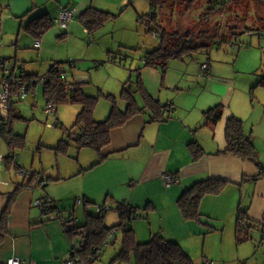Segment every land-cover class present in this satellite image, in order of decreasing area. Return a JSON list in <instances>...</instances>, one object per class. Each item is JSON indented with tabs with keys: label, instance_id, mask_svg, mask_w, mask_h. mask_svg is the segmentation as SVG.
Listing matches in <instances>:
<instances>
[{
	"label": "crops",
	"instance_id": "crops-1",
	"mask_svg": "<svg viewBox=\"0 0 264 264\" xmlns=\"http://www.w3.org/2000/svg\"><path fill=\"white\" fill-rule=\"evenodd\" d=\"M2 3L9 14L16 18L30 10L47 13L53 25L60 11L66 8L76 9V16L70 20L66 31L61 33L58 39L67 37V32L72 30L73 21L75 18L79 21L80 14L85 10L82 7L88 6L85 0H2ZM232 8L233 5L226 8L223 16L215 15L221 18V21H213L220 29L217 37L219 41L230 42L234 38L231 35L233 29L229 30L227 24H222L236 14ZM171 23L172 20H169L167 30H178L176 27L179 26H172ZM178 23L182 27L180 21ZM237 28L238 33L241 28ZM1 32L2 30L0 48L3 46ZM221 35H224V38ZM1 59L10 60L2 57ZM117 61L114 56L112 62ZM172 61L174 62L171 63ZM120 63L124 68L113 64L105 72L99 73L103 75L101 80L100 76L99 80H96L94 75L90 74L89 77L77 78L83 85L90 83L91 87L86 88L87 94L98 98L93 111L96 121H103L110 114L112 102L107 96L116 99L118 109H125L126 102L120 96L123 84L128 79L134 82L135 88V82L140 78L149 96L159 101L161 106L168 105L169 108L161 113V120L153 121L152 113L144 109L141 96L136 94L135 105L144 109L143 113L133 115L123 126L111 130L110 142L100 154L91 149L77 150L73 143L67 149V155L51 147L55 154L45 169L42 155L37 157L35 153L26 151L21 156L17 155L16 147H24V139L21 146L11 144L9 132L16 133L12 127L3 126L6 122L0 121V218L11 195L16 194L8 214V230L0 244V264H8L11 259H18L23 264H66L78 250L73 245L74 237L68 231L70 228L74 229V225L83 224L79 222L77 206L79 210L81 206L85 208L86 218L91 214L88 211L90 208L96 210L95 214L102 213L105 219L107 210L113 209L118 212L119 222L120 211L124 208L136 210L132 221L139 217V209L154 210L161 216L162 212H166L176 221V232L174 231L172 237L174 239H169L171 237L166 234L162 235L161 232L166 229L159 227V233L151 228L147 229L150 235L146 238L142 229L141 240H138L140 237L136 236V228L141 229V226L135 227L131 221L129 226L134 231L135 240L138 243H146L153 235L161 234L167 240L176 241L190 257L196 256V251H201L198 264H203L204 261L211 264H243L247 260L243 254L250 249L236 242L237 214L239 209L247 211V221L254 227L247 230L249 241L252 230L261 232L264 225V178L252 181V178L259 174V169L253 162L223 153L227 146L225 125L231 116L243 122L244 134L252 138L257 159L264 166V102L259 101L263 103V108L259 111L260 119L248 124L249 116L240 113L243 111L232 104L237 79L231 75L232 72L227 74L228 69L224 73L227 75L222 76L223 68H226L224 66H212L207 62L208 79L201 70V65L206 63L203 61L197 65L186 63L184 58L174 59L169 61L163 70L145 67L143 59L140 63L131 61L129 64L120 59ZM25 79L29 80V77ZM29 94L34 96L33 90ZM14 98L22 101L17 97L11 99L9 118L15 114ZM119 102L123 104L119 105ZM216 106L221 107L222 118L214 125H204V112ZM57 109L58 105L53 113L54 124L64 131L55 147L61 139H65L64 132L74 123L63 127L56 115ZM252 109H255L253 102ZM12 120L15 119L12 117ZM191 142H196L202 148L203 156L193 158L189 148ZM29 164H32V167ZM40 166V172L34 170ZM164 174L176 178V183L169 189L163 186ZM209 178L224 181L222 191L201 199L199 219H185L177 204L180 195L195 182ZM22 183L28 184L26 186ZM47 199L51 201L48 207L53 211L58 212L60 204L66 208L71 207V210L68 215L61 213L57 219H52L46 208L37 205L38 201ZM64 222L69 226L67 230ZM117 231L115 234L109 233L108 244L115 243ZM81 240L83 242L82 235ZM191 259L193 260V257ZM76 260V264H87L81 263L78 255ZM114 261L118 260L115 258ZM129 263H132V260Z\"/></svg>",
	"mask_w": 264,
	"mask_h": 264
},
{
	"label": "rangeland",
	"instance_id": "rangeland-1",
	"mask_svg": "<svg viewBox=\"0 0 264 264\" xmlns=\"http://www.w3.org/2000/svg\"><path fill=\"white\" fill-rule=\"evenodd\" d=\"M85 2L88 3V6L110 14L105 24L94 31L93 34H89L75 18L72 30L67 32L68 35L65 39H58V36L66 30H60L54 24L39 39L42 43V48L37 51L33 49L35 39L21 29L29 21L28 13L20 15V18L11 16L5 6H2L3 3L0 0V30H2L3 44L2 48H0V59L1 57L10 58L8 60L9 65H16V74H20L22 71L23 76L27 73H32L35 77L45 75L50 66L57 61H72L75 63V67L73 72L70 71L67 75L68 82L77 81L78 77H89V74L94 75L96 80H99L100 76L101 80L103 75L99 73L105 72V70L110 68V65L116 64V66L124 68L120 63V59L125 60L127 64L131 61L140 63L148 52L158 48L160 46V31L167 29L169 20H172V26L174 24L179 26L176 29H178V33L183 35L187 30L191 29L189 28L190 25L202 19L206 10V1L202 0L193 8L192 12L183 17L184 12L174 7L172 9L171 4L167 3L162 10H156L157 20L162 22V27L158 28L152 23L148 25L138 19L140 15L149 12L147 0H85ZM260 4L257 2H244L241 6L236 5L232 8L236 14L230 20L228 18L222 23L225 26L227 24L229 27L227 29L229 30L240 26L241 30H239L232 41H219L216 39L212 41L209 48H203L184 58L186 63H197L199 65L203 61L209 62L212 66H224L226 68H223L222 76L232 72L231 75L237 79L235 86L237 88L232 104H235L243 111L240 113L249 116L248 124L260 119L259 111L263 108V103L261 104L259 101L264 102V88L256 86L259 73L264 67V28L256 16V12L264 16V8L259 7ZM82 9H86L85 6ZM51 15L53 16V14ZM245 18H247L246 21H244ZM216 19L221 21L219 16H215L212 21ZM178 21H180L182 27H180ZM210 23V28L216 25L214 22ZM150 29L153 31L149 32ZM196 29L198 27L194 30ZM248 29H253V31H248ZM114 56L118 59L117 63L112 62ZM96 63L103 64L95 68ZM20 67L22 70L18 69ZM226 69H228V73L224 74ZM35 77L29 78L37 81L33 88L34 96L29 94L22 101L16 98L13 99L15 114L21 115L22 118L12 120L10 127L16 134L24 137L25 145L22 148L16 147L18 150L17 155L21 156L25 151L30 152V154L35 153L37 157L42 155L45 169H47L51 157L55 154L51 147H55L64 130L60 126L55 127V116L53 114L47 115L44 112L46 102L43 95V84L39 81V78ZM89 87H91L90 83L83 85L86 95H90L86 92V88ZM252 102L255 105V109H252ZM121 104L123 103L119 102V105ZM80 109L79 105L69 103L58 105L56 115L63 127H69L74 122ZM29 166L32 167V164H29ZM41 169V166L40 168H34L35 171L39 172ZM68 206L71 205L68 204ZM77 208L76 212L80 218L79 222L85 223V208L83 206H81L80 210L79 206ZM70 210L71 207L66 208L60 204L58 212L52 210L48 215L52 219H57L58 214L65 213L68 215ZM88 211L93 215L96 213L94 208H90ZM106 213V219H104L108 227H112L119 222L118 212L110 209ZM137 215L139 217L132 222L134 226H141V229L136 228L138 233L136 236L140 237H137L138 240H141L142 229L146 238L150 235L147 229L151 228L159 233V227L166 229L161 232L162 235L166 234L171 237L169 239H174L172 237L176 232L174 229L176 221L173 220L170 214L162 212L161 216L154 210L145 211L144 209H139ZM261 237L260 231L252 230L250 233L251 240L242 243L241 246L250 249L243 254L247 258L243 264H264V240L261 241ZM121 241L122 232L117 231L115 243L107 244L100 256V260L97 259L93 264H135L133 252L130 254V261L128 262L114 261L121 250ZM81 242V236L73 238V245L76 250L79 249ZM195 255L191 257H193L195 264H198L201 259L199 258L198 260L201 251H196ZM131 260L132 263H129Z\"/></svg>",
	"mask_w": 264,
	"mask_h": 264
},
{
	"label": "trees",
	"instance_id": "trees-1",
	"mask_svg": "<svg viewBox=\"0 0 264 264\" xmlns=\"http://www.w3.org/2000/svg\"><path fill=\"white\" fill-rule=\"evenodd\" d=\"M149 3V12L138 17L139 21L151 23L161 28L162 22L157 20L156 10H162L167 3L171 7L180 9L184 15L192 12L193 8L202 0H147ZM206 10L204 11L202 19L190 26L183 35L178 33V30L162 29L160 31V46L151 52H148L143 58L145 67L163 70L169 61L174 59H183L193 52H197L203 48H209L212 41L218 37L220 29L217 25H212L213 17L221 12L219 0H205ZM244 2L261 3L259 7L264 8V2L257 0H233L224 8L239 5ZM264 11V10H263ZM259 13V12H258ZM256 12L260 24L264 28V16ZM110 14L104 11L97 10L93 7H87L79 16V21L83 25L87 33L93 34L94 31L102 27L108 20ZM183 15V16H184ZM30 16V17H29ZM29 21L25 26H22L27 34L31 35L35 41L39 40L41 36L53 26V21L47 13L35 12L30 10L27 14ZM216 24V22H214ZM196 27L198 29L194 30ZM194 28V29H193ZM234 37L238 34L236 29L231 28ZM255 30V29H254ZM153 30L150 29L149 32ZM198 33H195V32ZM251 31V30H249ZM253 31V30H252ZM256 31V30H255ZM222 36V35H221ZM60 37V36H59ZM223 37V36H222ZM33 49L38 50L34 48ZM209 63V62H208ZM103 63H96L95 68L100 67ZM206 66L207 62L203 63ZM202 64V65H203ZM201 65V66H202ZM75 63L72 61L55 62L47 70L42 78L45 79L43 83V95L45 102L53 101L56 105L69 103L80 106V111L72 126L65 132V139H61L54 149L67 155V149L73 146L77 149H91L97 153L107 146L110 142L111 130L123 126L129 118L138 113H143L144 109L152 113L153 121L161 120V113L168 107L161 106L159 101L154 100L146 92L140 78L135 82L136 87L130 79L124 82L121 90V98L126 102V107L122 111L117 108L116 99L112 96H107L111 99L112 107L109 116L103 121H96L93 118V111L98 102V98L91 95H86L83 90V82L81 81H67V75L73 68ZM33 78L34 75L24 76ZM257 87L264 88V67L259 73ZM139 94L144 104V109L137 107L135 95ZM19 119L20 115H10L5 125L10 127L12 123L11 118ZM222 118V110L220 106H216L204 112V125L216 124ZM10 121V122H8ZM2 132V131H1ZM11 134V144L14 146H21L24 137ZM225 138L227 146L223 153H229L237 156L243 160L253 162L259 169V174L252 178V181L264 178V166H262L257 159V151L250 136L244 134L243 122L231 116L227 119L225 125ZM189 148L193 158L197 159L204 155V152L196 142H191ZM225 182L219 179H204L197 181L191 186L185 188L178 199V208L185 219H199L201 214L199 212V203L204 196L219 194ZM16 194H12L0 218V244L7 232V219L10 207L15 199ZM121 220L118 224L111 228H107L104 221V215L89 214L87 215L85 223L82 225H74L73 231H78L82 235L83 242L80 248L75 252L78 255L81 263L93 264L104 251L108 244L109 233L113 229H119L122 232L121 250L116 256L119 261H128L130 254L133 252L136 264H195L191 257L183 251L181 246L176 241L165 239L161 234L153 235L146 243H138L135 240L134 231L129 224L132 221V215L136 214L133 208H124L121 211ZM247 211L240 210L237 214L236 226V242L243 243L248 240V233L250 229L254 228L252 224L247 221ZM67 228V226H65ZM72 230L68 231L70 233ZM72 231V232H73ZM262 238L264 240V225L261 228ZM73 256L71 257V259Z\"/></svg>",
	"mask_w": 264,
	"mask_h": 264
},
{
	"label": "built area",
	"instance_id": "built-area-1",
	"mask_svg": "<svg viewBox=\"0 0 264 264\" xmlns=\"http://www.w3.org/2000/svg\"><path fill=\"white\" fill-rule=\"evenodd\" d=\"M233 0H219V5L221 8V12H219L220 16L224 15V8L230 4ZM77 12L74 8H66L62 11H60L58 17L54 20V23L62 29H65L67 27V24L76 16ZM41 46V41L36 40L34 42V48L39 49ZM17 69L16 65H9V62L6 60L0 59V121H6L9 111V104L11 99L15 96L19 98L20 100H23L26 98V96L32 92L34 86L37 84V81L34 79H25V77L22 75V71L20 74H16L15 70ZM20 70V68H18ZM201 70L203 72V75L209 79L208 69L205 64L201 66ZM39 78V81L42 82V84L45 82V79L42 77H35ZM56 110V105L54 102L50 101L47 102L44 108V112L47 115L53 114ZM57 123V121H56ZM1 161V159H0ZM163 186L165 189H169L173 184L176 183V178H174L170 174H164L163 177ZM51 203L49 199L44 201H38L37 205L41 208H49L48 205ZM46 206V207H44ZM64 225L67 226V222H64ZM69 226H67L66 230ZM70 230H72L70 228ZM69 230V231H70ZM116 230V229H115ZM112 230L111 232L113 233ZM73 231V230H72ZM70 232L73 237L78 236V233L73 231ZM117 231V230H116ZM115 231V232H116ZM115 232L113 234H115ZM73 258L66 262V264H76V254H72ZM8 264H23L18 259H11L8 261ZM203 264H211L209 262L204 261Z\"/></svg>",
	"mask_w": 264,
	"mask_h": 264
},
{
	"label": "water",
	"instance_id": "water-1",
	"mask_svg": "<svg viewBox=\"0 0 264 264\" xmlns=\"http://www.w3.org/2000/svg\"><path fill=\"white\" fill-rule=\"evenodd\" d=\"M28 180H30V178H28ZM23 184V183H22ZM28 184V183H27ZM27 184H23V185H26L27 186ZM50 210H52L51 208H46V211H47V213H49V212H51Z\"/></svg>",
	"mask_w": 264,
	"mask_h": 264
}]
</instances>
